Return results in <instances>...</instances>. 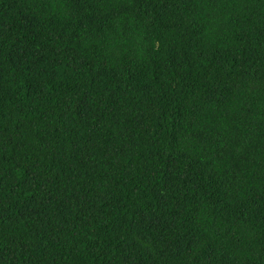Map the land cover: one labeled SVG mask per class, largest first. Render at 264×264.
<instances>
[{"label":"trees","instance_id":"obj_1","mask_svg":"<svg viewBox=\"0 0 264 264\" xmlns=\"http://www.w3.org/2000/svg\"><path fill=\"white\" fill-rule=\"evenodd\" d=\"M0 264H264V0H0Z\"/></svg>","mask_w":264,"mask_h":264}]
</instances>
